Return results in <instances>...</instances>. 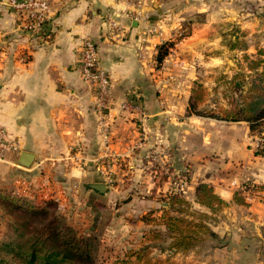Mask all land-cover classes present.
<instances>
[{
  "label": "crops",
  "instance_id": "crops-1",
  "mask_svg": "<svg viewBox=\"0 0 264 264\" xmlns=\"http://www.w3.org/2000/svg\"><path fill=\"white\" fill-rule=\"evenodd\" d=\"M47 1L52 9L45 28L48 39L21 32L17 15L0 1V132L6 142L0 147V201L10 197L34 206L54 201L80 222L82 232L95 234L102 226L122 233L129 245L134 241L147 247L151 235L171 238L165 225L145 218L152 214L158 219L170 211L169 198L179 194L178 178L186 181L180 195L198 211L213 215L196 202L197 187L208 184L227 204L211 228L215 237L189 251L172 248L171 260L264 264V204L233 202L243 183L264 185V155L255 152V132L247 122L189 113L194 69L187 58L199 55L197 47L205 42L219 40L214 26L234 19L228 11L237 2ZM182 24L189 28L188 37L175 53L186 60L183 67L157 70L161 46ZM85 38L97 45L112 80L108 135L99 123L94 96L81 79ZM23 55L29 58L25 65ZM124 104L130 108L124 110ZM144 117L148 139L135 148ZM154 148L169 175L162 176L147 162L146 154ZM23 152L34 155L30 168L19 165ZM104 158L110 163L112 185L102 177ZM96 184H105L106 192L93 189ZM74 186L77 193L70 195Z\"/></svg>",
  "mask_w": 264,
  "mask_h": 264
},
{
  "label": "rangeland",
  "instance_id": "rangeland-1",
  "mask_svg": "<svg viewBox=\"0 0 264 264\" xmlns=\"http://www.w3.org/2000/svg\"><path fill=\"white\" fill-rule=\"evenodd\" d=\"M235 1L237 7L228 11L231 12L234 19H227L225 25L214 26V31L218 32L219 40L205 42L201 48L197 47L201 50L199 55L187 58L194 69L190 72L194 78V93L192 92L191 98H196L199 101L194 109L191 108L192 106L189 107L191 114L201 116L212 112L215 115H221L223 111L230 112L237 109L242 111L244 102H248L252 97L264 96V0ZM186 27V24H182L177 28V31L174 29L171 39L163 43L162 47L166 54L161 62L156 63L157 70L163 71L165 66L171 67L172 70L173 67L177 69L183 67L186 60L180 54H176L175 49L187 39L189 28ZM167 56L171 58L168 65H166ZM251 129L257 137L253 145L255 152L259 156L264 155V122ZM163 175L169 174L163 173ZM171 179L177 181V178ZM176 183L177 192L183 193L186 181L178 178ZM245 183L237 191L245 190L243 186ZM68 190L70 195L77 193L76 186L73 187V190L71 188ZM244 200L246 205H239L234 199L233 202L244 207L251 206L254 202L264 204V191L258 190L253 194L245 193ZM25 205L22 211L28 210ZM39 207L46 209L47 216L40 215L32 220L25 217V212L23 214L19 210L10 209L9 204L7 207L0 208V245L13 241L19 242L21 245L29 240L32 243L36 242L40 237L38 232H41L44 227L56 226L63 234L70 231L72 235L86 239L90 243L91 258L80 260L82 261L80 264H120L124 261L137 263L135 256L137 252H142L143 262L160 261L162 264H176L171 260L173 257H169L172 241L169 244L171 238L167 236L154 239L151 235V240H148L150 245L147 247L144 245L140 247V243L137 244L134 241H129L131 244L129 245L121 238L122 233L117 234L115 230H108L102 226L98 227L95 234H92V230L82 232L84 228L78 226L80 222L67 214V208H60L54 201ZM169 212L173 216L185 220L202 221L210 229L219 223L217 213V216L213 214L209 215V218H201L193 214L200 211L184 204L176 205ZM25 221L31 223L28 225V236L23 238L20 236L19 229L23 230ZM89 221L92 222V220ZM152 224L160 225L157 219ZM213 238L210 233L203 232L199 244L196 246L199 247ZM16 252L20 251L17 249L12 254H16Z\"/></svg>",
  "mask_w": 264,
  "mask_h": 264
},
{
  "label": "trees",
  "instance_id": "trees-1",
  "mask_svg": "<svg viewBox=\"0 0 264 264\" xmlns=\"http://www.w3.org/2000/svg\"><path fill=\"white\" fill-rule=\"evenodd\" d=\"M161 46L157 61L161 62L166 54V51ZM163 50V51H162ZM194 93V91H192ZM199 101L195 98H191L190 106L195 108ZM244 107L242 111L237 109L235 111L225 112L221 115H215L212 112L205 113L201 116L209 118H215L225 121H244L251 125V128L258 127V125L264 122V96L252 97L248 102L243 103ZM190 108V109H191ZM242 113V115H241ZM199 114V113H198ZM245 190L240 189L234 193L233 199L239 205H246L245 193L253 194L256 191H264V185L254 184L252 182H246L244 185ZM196 202L208 209L212 213H218L224 206V202L208 184H200L196 190ZM9 204L10 209L19 210L21 213L25 212V217L28 220H32L34 217L40 215L47 216L45 208L34 206L31 204H22L11 199L10 197L3 198L0 201V208L7 207ZM170 209H174L178 204H184L191 208L193 205L185 200L180 194H174L169 198ZM28 210L22 211V208ZM17 211V212H19ZM38 211V212H37ZM24 214V213H23ZM201 218H209V215L203 212H194ZM149 214L145 219L154 222L157 218L151 217ZM32 216V217H31ZM160 224L165 225L172 239V247L177 250L188 251L198 245L201 235L204 233H210L212 237H215L214 233L202 221L196 222L194 220H185L173 216L169 211H165L162 217L157 219ZM30 221H25L23 224V230H20V236L23 238L28 236V225ZM39 238L36 242L26 241L24 243L8 242L0 245V264H80V260H88L91 258V245L83 238H77L76 235H72L70 231L66 234L58 230V227H44L41 232H38ZM19 243V244H18ZM20 252L14 253L16 250ZM137 263L132 261H124L120 264H162L160 261L143 262L142 252L135 253Z\"/></svg>",
  "mask_w": 264,
  "mask_h": 264
},
{
  "label": "built area",
  "instance_id": "built-area-1",
  "mask_svg": "<svg viewBox=\"0 0 264 264\" xmlns=\"http://www.w3.org/2000/svg\"><path fill=\"white\" fill-rule=\"evenodd\" d=\"M6 3L7 6L17 15L19 20V30L29 35L31 38H45V28L51 19L52 9L47 0H0ZM29 58L26 55L21 57L22 64L28 63ZM80 74L83 82L89 87L95 100V109L98 114L100 125L103 127V132L108 135V119L111 111L113 94H112V80L108 72L102 66L99 58L97 45L89 38L82 40L80 45ZM122 108L129 109L130 106L122 105ZM148 126L146 117L141 122V142L135 148H141L142 144L148 139ZM4 140V133L0 132V147L4 149L6 145ZM13 148H15L13 146ZM2 151V150H1ZM160 150L154 148L149 150L146 154V160L155 171L160 173L170 174L169 170H163L160 158ZM105 159V160H104ZM103 164L106 168L102 177L108 185H112L113 180L109 174L110 163L104 158ZM156 167H160L156 169ZM173 180V179H172ZM176 182V181H174Z\"/></svg>",
  "mask_w": 264,
  "mask_h": 264
},
{
  "label": "water",
  "instance_id": "water-1",
  "mask_svg": "<svg viewBox=\"0 0 264 264\" xmlns=\"http://www.w3.org/2000/svg\"><path fill=\"white\" fill-rule=\"evenodd\" d=\"M33 161H34V155L33 154L23 152L19 158V165L23 168H30ZM92 188L97 190L100 193H105L107 186L105 184H96V185H93Z\"/></svg>",
  "mask_w": 264,
  "mask_h": 264
}]
</instances>
